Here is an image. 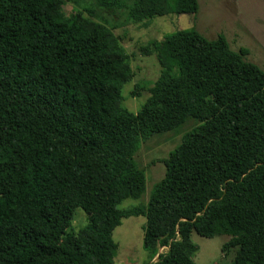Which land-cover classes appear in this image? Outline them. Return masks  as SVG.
<instances>
[{
	"label": "trees",
	"instance_id": "16d2710c",
	"mask_svg": "<svg viewBox=\"0 0 264 264\" xmlns=\"http://www.w3.org/2000/svg\"><path fill=\"white\" fill-rule=\"evenodd\" d=\"M66 1L0 0V264H115L112 232L130 216L145 218L144 264H196L191 232L227 236L229 264H264V72L222 34L176 30L142 49L160 72L132 113L120 37L89 9L65 12ZM95 6L134 24L198 9L197 0ZM188 120L148 200L120 208L144 194L140 142ZM76 208L87 222L73 231Z\"/></svg>",
	"mask_w": 264,
	"mask_h": 264
},
{
	"label": "rangeland",
	"instance_id": "374dc122",
	"mask_svg": "<svg viewBox=\"0 0 264 264\" xmlns=\"http://www.w3.org/2000/svg\"><path fill=\"white\" fill-rule=\"evenodd\" d=\"M126 6L133 0H122ZM198 9L194 14H169L156 16L143 23L134 24L125 19V11H117L109 15L104 9L95 6V0L66 1L63 10L82 11L89 17L86 9L92 11L91 19L102 21L120 37V44L129 57V65L133 72L131 81L121 88L124 98L122 106L136 113L148 96L146 88L157 79L160 68L155 54H146L142 49L150 46V42L160 40L176 30L195 29L204 38L212 40L222 34L230 48L237 51L245 48L248 54L244 60L257 65L264 72V0H197ZM138 87V88H137ZM138 91L139 96L132 95ZM194 126L190 120L179 126L176 131L152 136L141 141L134 159L139 168L145 171V190L139 200L126 199L120 208H129L145 203L153 186L164 176L165 167L162 159L168 156L182 139L183 134ZM86 214L76 208L69 230L77 231L85 226ZM145 218L130 216L121 220L112 232V240L117 245L115 264H144L147 254L142 247V226ZM192 242L198 247L193 256L196 264H229L233 251L225 254L221 246L228 240L225 235L205 238L191 232ZM166 248H159L158 253H165Z\"/></svg>",
	"mask_w": 264,
	"mask_h": 264
},
{
	"label": "water",
	"instance_id": "95a60500",
	"mask_svg": "<svg viewBox=\"0 0 264 264\" xmlns=\"http://www.w3.org/2000/svg\"><path fill=\"white\" fill-rule=\"evenodd\" d=\"M155 259H156V258H155ZM155 259H154V260H155Z\"/></svg>",
	"mask_w": 264,
	"mask_h": 264
},
{
	"label": "built area",
	"instance_id": "2783aa9c",
	"mask_svg": "<svg viewBox=\"0 0 264 264\" xmlns=\"http://www.w3.org/2000/svg\"><path fill=\"white\" fill-rule=\"evenodd\" d=\"M154 261V260H153Z\"/></svg>",
	"mask_w": 264,
	"mask_h": 264
}]
</instances>
